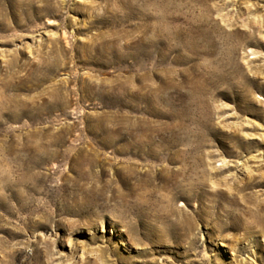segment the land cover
Returning <instances> with one entry per match:
<instances>
[{"label": "rangeland", "instance_id": "obj_1", "mask_svg": "<svg viewBox=\"0 0 264 264\" xmlns=\"http://www.w3.org/2000/svg\"><path fill=\"white\" fill-rule=\"evenodd\" d=\"M0 264H264V0H0Z\"/></svg>", "mask_w": 264, "mask_h": 264}, {"label": "bare ground", "instance_id": "obj_2", "mask_svg": "<svg viewBox=\"0 0 264 264\" xmlns=\"http://www.w3.org/2000/svg\"><path fill=\"white\" fill-rule=\"evenodd\" d=\"M65 39H67V38H66V34H65Z\"/></svg>", "mask_w": 264, "mask_h": 264}]
</instances>
